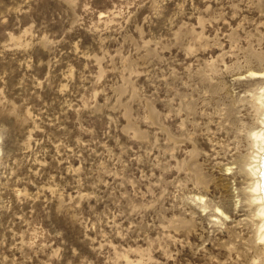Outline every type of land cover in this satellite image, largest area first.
Instances as JSON below:
<instances>
[{
  "label": "rangeland",
  "instance_id": "obj_1",
  "mask_svg": "<svg viewBox=\"0 0 264 264\" xmlns=\"http://www.w3.org/2000/svg\"><path fill=\"white\" fill-rule=\"evenodd\" d=\"M262 95L264 0H0V264H264Z\"/></svg>",
  "mask_w": 264,
  "mask_h": 264
},
{
  "label": "bare ground",
  "instance_id": "obj_2",
  "mask_svg": "<svg viewBox=\"0 0 264 264\" xmlns=\"http://www.w3.org/2000/svg\"><path fill=\"white\" fill-rule=\"evenodd\" d=\"M262 102H263V106H264V95H262ZM261 102V103H262ZM263 124H264V116H263V120H262ZM253 138L256 141V144L258 146V154L255 156L256 160L258 161V163H254L255 165L252 166L251 171L254 175H258V179H255V182H253L254 184L251 187V192H253L254 194L261 191L262 192V196L259 195L256 198V200H260L262 201L263 205L261 207L260 205V212L258 214H261L262 216H264V129H261L257 132L253 133ZM262 156V159H261ZM255 162V161H254ZM261 229L264 228V220H263V224L262 227H260ZM261 239H264V234H262Z\"/></svg>",
  "mask_w": 264,
  "mask_h": 264
}]
</instances>
